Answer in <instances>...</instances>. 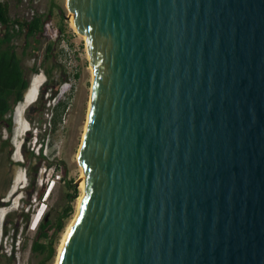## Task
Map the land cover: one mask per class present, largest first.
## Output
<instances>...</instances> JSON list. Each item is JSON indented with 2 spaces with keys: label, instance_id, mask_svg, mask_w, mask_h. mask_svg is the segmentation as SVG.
<instances>
[{
  "label": "water",
  "instance_id": "1",
  "mask_svg": "<svg viewBox=\"0 0 264 264\" xmlns=\"http://www.w3.org/2000/svg\"><path fill=\"white\" fill-rule=\"evenodd\" d=\"M66 6L94 75L58 264H264V0Z\"/></svg>",
  "mask_w": 264,
  "mask_h": 264
},
{
  "label": "rangeland",
  "instance_id": "2",
  "mask_svg": "<svg viewBox=\"0 0 264 264\" xmlns=\"http://www.w3.org/2000/svg\"><path fill=\"white\" fill-rule=\"evenodd\" d=\"M6 1L13 18L29 20L37 13L44 14L46 25L39 41L31 39L26 47L22 35L14 42L30 86L33 81L36 86L30 98H27L29 87L24 100L10 112L11 128L4 129L6 124L0 119V140L10 141L13 147L10 157L1 153L3 147H0V264H56L62 238L77 213L83 193L78 184L81 169L77 152L89 113L91 65L85 38L75 30L66 0ZM4 30L0 25V33ZM50 41L54 42V59L45 60ZM25 47L27 54L23 55ZM34 67L39 71L35 72ZM48 71L53 82L45 87ZM43 87L46 90L42 100L39 98L40 103L36 104ZM54 90L56 98L49 100ZM60 99H66L68 105L61 122L52 128L51 108ZM10 162L16 165L11 182L5 185L3 170ZM52 186L50 195L43 201ZM43 189L44 194L39 198L38 192ZM69 205L73 211L63 218V229L57 231V220ZM41 215V220L52 219L55 223L51 238L41 239L47 245L53 240V255L49 248L44 252L34 249L39 224L33 227Z\"/></svg>",
  "mask_w": 264,
  "mask_h": 264
},
{
  "label": "trees",
  "instance_id": "3",
  "mask_svg": "<svg viewBox=\"0 0 264 264\" xmlns=\"http://www.w3.org/2000/svg\"><path fill=\"white\" fill-rule=\"evenodd\" d=\"M0 25L4 26V32L0 33V119L11 128V120L8 116L14 107L24 100L25 94L30 87V80L26 75V71L22 64V57L18 54L15 48V40L24 35L26 39V47L30 45V40L34 39L39 41L42 34L45 32L46 18L44 14H35L29 20L19 17L13 18L10 13V6L8 1L0 0ZM23 50V55L27 54V50ZM38 48L35 47V50ZM54 59V42L50 41L47 45L45 52V60ZM35 72L39 71L38 67H34ZM49 79L46 81V85L51 84V73L48 71ZM46 88L40 90V96L36 100V104L40 103ZM48 99L52 100L56 98L57 92L54 90L50 92ZM40 98V99H39ZM42 100V99H41ZM46 103H44L45 108ZM68 101L66 99H60L51 108L52 128L61 122L63 114L67 108ZM35 157L39 158L35 153ZM24 164V163H20ZM45 189L38 192V197L42 198ZM70 194L71 197L75 194ZM73 207L68 206L64 210V214L57 220V231L63 229V218L68 217L72 213ZM55 223L52 219H42L39 222V227L36 232L37 238L34 240V249L38 251H45L50 249L51 254H55V247L53 246V240L46 243L41 242L42 238H51Z\"/></svg>",
  "mask_w": 264,
  "mask_h": 264
},
{
  "label": "bare ground",
  "instance_id": "4",
  "mask_svg": "<svg viewBox=\"0 0 264 264\" xmlns=\"http://www.w3.org/2000/svg\"><path fill=\"white\" fill-rule=\"evenodd\" d=\"M70 16H71V22H72V24L74 25V22H73V14L71 13ZM75 30H76V28H75ZM82 37H83V38H86V36H84V35H82ZM87 54H88V52H87ZM88 57H89V54H88ZM90 69H91V72H92V79H93L94 70H93L92 66H90ZM35 86H36V81H33L32 84H31V86H30L29 92H28V94H27V98H30L31 93H32L33 89L35 88ZM89 107H90V106H89ZM86 125H87V122H86ZM86 125H85V130H86ZM85 130H84V133H85ZM83 135H84V134H83ZM81 143H82V141H81ZM81 143H80V146H81ZM80 146H79V150H78V152H77V157H78V155H79ZM79 165H80V164H79ZM80 169H81V174H80V188L82 189V191H83V193H84V185H85L84 177H85V176H84L83 168H82L81 166H80ZM52 189H53V186L50 188V191H52ZM83 193H82V195H83ZM49 195H50V194H49ZM82 195L80 196L79 201H80ZM78 204H79V202H78ZM68 229H69V226H68V228H67V230H66V232H65V234H64V236H63V238H62L61 245H60V247H59V254H60V252H61V250H62V248H63L64 242H65V239H66V236H67V233H68ZM59 254H58V259H59ZM58 259H57L56 264H58Z\"/></svg>",
  "mask_w": 264,
  "mask_h": 264
},
{
  "label": "flooded vegetation",
  "instance_id": "5",
  "mask_svg": "<svg viewBox=\"0 0 264 264\" xmlns=\"http://www.w3.org/2000/svg\"><path fill=\"white\" fill-rule=\"evenodd\" d=\"M50 84H48L47 86H49ZM6 126H8L6 124ZM11 142L7 141L6 139L0 140V147H3V150L1 151V153L6 154V157H10L12 155L13 152V147L11 146ZM16 164H14L13 162H10L8 164H6V167L3 170V181L5 182V185H8L9 182H11L12 178H13V169L14 166Z\"/></svg>",
  "mask_w": 264,
  "mask_h": 264
},
{
  "label": "clouds",
  "instance_id": "6",
  "mask_svg": "<svg viewBox=\"0 0 264 264\" xmlns=\"http://www.w3.org/2000/svg\"><path fill=\"white\" fill-rule=\"evenodd\" d=\"M6 128H7V126L4 125V129H6ZM50 188H51V187H50ZM50 193H51V192H50ZM48 196H49V195H48ZM48 196H47V194H45V196L43 197V201H44V200H47ZM41 218H42V215H41V216L39 217V219L36 221V224H35V226L33 227V229L39 224Z\"/></svg>",
  "mask_w": 264,
  "mask_h": 264
}]
</instances>
